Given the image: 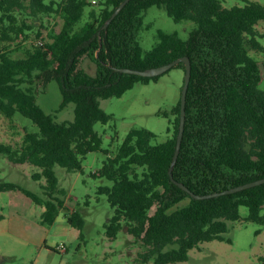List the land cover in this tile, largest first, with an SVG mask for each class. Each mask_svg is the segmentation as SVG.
I'll list each match as a JSON object with an SVG mask.
<instances>
[{
	"label": "trees",
	"instance_id": "trees-1",
	"mask_svg": "<svg viewBox=\"0 0 264 264\" xmlns=\"http://www.w3.org/2000/svg\"><path fill=\"white\" fill-rule=\"evenodd\" d=\"M123 1L0 0V113L14 118L19 112L38 127L26 130L18 145L0 142V152L15 163L39 166L41 171L33 177L46 179L43 195L12 181H0V191L23 190L45 206L41 222L54 224L65 208L66 193L56 166L82 171L88 153L105 151L108 157L94 175L113 181L98 190L115 208L105 224L107 235L117 238L126 228L146 248L144 262H184L200 243L225 239L229 221L241 218V206L249 208L248 220L264 224V183L195 198L170 176L181 97L165 141L155 142L157 134L149 128L133 127L114 154L104 149L95 128L112 118L100 99L122 96L136 82L148 83L163 75L143 76L115 67L146 69L189 56L192 76L175 179L197 194H206L264 177V89L260 87L264 30L258 27L264 20V4L248 0L243 6L225 7L224 0H130L105 28ZM152 6L164 7L176 21L192 20L196 26L187 38L158 28L156 43L147 50L141 32L151 27L144 13ZM52 14L61 16L63 25L44 34L42 20ZM32 33L39 42L27 46ZM21 50L23 54L17 55ZM87 58L97 64L94 75L83 66ZM177 66L186 72L185 62ZM54 79L63 95L58 110L73 102V120L59 121L38 103L36 84ZM184 200L188 202L181 204ZM68 222L83 238L86 222L79 210L69 213ZM259 264H264V256Z\"/></svg>",
	"mask_w": 264,
	"mask_h": 264
},
{
	"label": "rangeland",
	"instance_id": "rangeland-1",
	"mask_svg": "<svg viewBox=\"0 0 264 264\" xmlns=\"http://www.w3.org/2000/svg\"><path fill=\"white\" fill-rule=\"evenodd\" d=\"M250 1L264 4V0ZM247 2L224 0L223 4L233 7L243 6ZM144 14L146 24H151L149 29L141 32V42L147 50L156 43L158 28L177 31L187 38L196 26L192 20L176 21L164 7L152 6ZM42 22L44 26L41 30L47 34L52 30L59 31L63 18L52 14L44 16ZM258 27L264 30V20L259 21ZM33 42H39L36 33L31 34L26 45L31 46ZM21 54L22 50L17 52V55ZM257 57L261 64V54ZM83 66L93 75L97 72L96 62L90 58L84 60ZM262 73L260 87L264 89L263 66ZM184 80L185 71L177 66L158 80L136 82L122 96L100 99L102 108L112 115L108 123L98 122L95 125L103 138L104 149H109L110 154L116 153L133 127L149 128L157 134L155 142L165 141L170 135L168 128L174 119L173 108L181 97ZM36 85L39 87L38 103L48 113L55 115L59 121L74 119L73 102L58 110L63 95L57 80ZM37 129L31 119L19 112L14 118L0 113V142L18 145L26 130ZM107 157L105 151L88 153L82 171H68L56 166L60 187L66 191L65 208L60 210L55 223L51 225L41 222L45 206L36 203L23 190L0 191V212L3 214L0 220V264H152V260L142 261L146 248L126 228L117 238L112 239L107 235L105 224L114 216L115 208L108 196L100 194L98 190L101 186L113 185V181L94 175ZM38 171H41L39 166L15 163L7 154L0 152V181L16 182L43 195L42 184L46 179H35L33 174ZM187 202L184 200L181 204ZM75 209L80 211L86 222L83 238L75 226L79 235L68 234V228L72 226L69 225L68 215ZM155 210L156 206L151 212ZM240 213L239 220L229 221L225 239L204 241L190 250L187 261L171 264H259L261 256H264V224L247 219V206H241ZM58 242L66 243V251L52 249L57 248Z\"/></svg>",
	"mask_w": 264,
	"mask_h": 264
},
{
	"label": "water",
	"instance_id": "water-1",
	"mask_svg": "<svg viewBox=\"0 0 264 264\" xmlns=\"http://www.w3.org/2000/svg\"><path fill=\"white\" fill-rule=\"evenodd\" d=\"M130 0H124L123 2L120 3V5L115 9V11L112 13L111 17L107 20V22L104 24V27L107 28L108 25L112 22L113 18L124 8V6L129 2ZM180 62H185L186 64V72H185V80H184V85L182 89V95H181V117H180V126H179V133L177 137V145H176V150L173 158L172 165L170 167V176L176 184H178L181 188L184 190L190 192L192 196H194L197 199H204V198H211V197H217L220 195L224 194H230L234 193L237 191H241L243 189H247L256 185H260L264 183V177L253 180L251 182H247L238 186H234L231 188H227L224 190L220 191H215L211 193H206V194H197L193 192L185 183L178 181L174 177L173 169L174 165L179 157L180 151H181V146H182V141L184 137V132H185V126H186V103H187V93L191 81V76H192V61L189 56H183L180 58H177L169 63L162 64L159 66H154V67H149L146 69H137V68H131V67H115L117 71L120 72H125V73H133V74H139L143 76H158L162 75L165 72H167L169 69L174 67L176 64Z\"/></svg>",
	"mask_w": 264,
	"mask_h": 264
},
{
	"label": "crops",
	"instance_id": "crops-1",
	"mask_svg": "<svg viewBox=\"0 0 264 264\" xmlns=\"http://www.w3.org/2000/svg\"><path fill=\"white\" fill-rule=\"evenodd\" d=\"M44 210H45V207H44ZM69 225H70V223H69ZM69 233L71 236H75V234L79 235V231L74 226L73 227L71 226L70 228H68V234ZM58 243H59L58 245H60V244L66 245L65 242H58Z\"/></svg>",
	"mask_w": 264,
	"mask_h": 264
},
{
	"label": "built area",
	"instance_id": "built-area-1",
	"mask_svg": "<svg viewBox=\"0 0 264 264\" xmlns=\"http://www.w3.org/2000/svg\"><path fill=\"white\" fill-rule=\"evenodd\" d=\"M57 248H58L59 250L66 251V245H64V244H60V245H58Z\"/></svg>",
	"mask_w": 264,
	"mask_h": 264
}]
</instances>
